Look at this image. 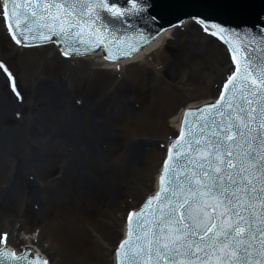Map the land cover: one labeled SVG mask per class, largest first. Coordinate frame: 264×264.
<instances>
[{
  "label": "rangeland",
  "instance_id": "rangeland-1",
  "mask_svg": "<svg viewBox=\"0 0 264 264\" xmlns=\"http://www.w3.org/2000/svg\"><path fill=\"white\" fill-rule=\"evenodd\" d=\"M0 37V59L23 91L18 109L5 117L0 109V232L21 246L39 224L31 242L53 264H107L125 211L152 190L175 116L214 96L228 63H212L206 49L216 44L198 28L176 32L157 54L158 69L135 63L117 74L94 60H60L47 48H9L1 24ZM47 84L63 89L67 100L58 104L68 109L53 113L38 97ZM72 160L79 169L66 177Z\"/></svg>",
  "mask_w": 264,
  "mask_h": 264
},
{
  "label": "snow or ice",
  "instance_id": "snow-or-ice-1",
  "mask_svg": "<svg viewBox=\"0 0 264 264\" xmlns=\"http://www.w3.org/2000/svg\"><path fill=\"white\" fill-rule=\"evenodd\" d=\"M8 2L9 0H5V7ZM31 2L37 3V0H31ZM93 2L97 5L96 10L94 15H89L87 19L98 20V9L109 7V5L104 3V0H93ZM39 3L43 11L38 13L33 10L30 13L33 20L40 17L41 23L36 33L32 34L31 29L28 30V34L20 32L23 41L13 33L16 43L20 44L29 39L47 40L54 35L63 37L64 42L75 50L76 42L83 41L81 24L85 20L84 8L91 7V4L86 2L82 5L80 13L73 14L61 11L65 7H71L67 4V0H39ZM130 3L135 6L136 11L145 10L137 4V0H130ZM15 7L13 3V8ZM112 9L116 12L120 11L116 9L115 4L109 8L110 11ZM20 14L28 19V15L23 11ZM5 15L9 13L5 12ZM11 15L15 17L16 13L12 12ZM193 19L201 24L210 23L199 17H193ZM11 27L10 23L9 28ZM212 27L218 31H213L211 34L218 35L221 40H224V27L216 24ZM45 30L47 35L44 34ZM204 31L208 32L209 29L205 27ZM227 31L233 35H239L234 29ZM245 35L251 36V31L246 30ZM252 39L255 37L252 36ZM89 40L96 43L97 47L101 44L105 48L109 47L107 37L90 32ZM260 40L264 42V35H261ZM144 42L147 43V40ZM134 50L131 49V51ZM230 51L236 70L228 77L225 88L227 89L230 85L233 89V102L221 104V101L225 99L222 96L221 101L216 102V105L220 107L215 105H206V107L214 109L216 115L223 117L221 108L226 107L229 110L234 108L235 89L238 84L244 86L241 96L243 104L247 107L240 106L235 109L233 115L237 124H233L231 119L223 124L224 131L215 133L214 139L206 144L208 152L202 159L196 160L193 157L184 156L174 160L180 168H186L188 164L193 165V169L183 177L187 187L176 182L175 173H172L168 181V189L165 190L164 176H161V189L164 193L161 203L163 200H169L170 197L175 199V203H171L170 200V206L160 211L157 225L160 228L159 233L148 232L144 226H141L137 217L135 223L141 228L142 235L138 234L135 237L137 248L128 258V264H134L137 259L140 260V264H178L180 257L184 259L179 261V264H193V261L203 264L212 256L217 258L216 264H264V68L257 70L258 82L253 80L249 83L252 75L249 72L251 60H248L241 68V61L237 58L239 50L230 46ZM117 53L121 56L128 54L119 48ZM65 55H68V52H65ZM107 58L115 59L116 56L109 54ZM0 68H3L9 78L12 77V73L3 62H0ZM186 121L187 118H185ZM253 124L256 125V135H252ZM204 126L207 127V124L205 123ZM230 132H235V135H229ZM188 135L191 137L192 133L189 132ZM241 141L248 150L233 151V145L237 148L242 146ZM200 150V143L197 141L196 151ZM165 172H169L167 160ZM236 176H240L241 180L237 181ZM244 197H247V203L243 204L242 208ZM149 199L152 200L155 197ZM255 201H258L259 205L254 203ZM258 206L260 209L258 220L252 215L245 219L243 210L254 213ZM129 220L131 222L132 214L129 215ZM256 223H259L261 227H254ZM132 236L133 228L130 223L128 237ZM197 237L200 238L197 239ZM125 246L122 241L120 247L116 249L117 258L121 255V248ZM253 248L256 249L254 255ZM42 264L47 262L42 261Z\"/></svg>",
  "mask_w": 264,
  "mask_h": 264
},
{
  "label": "water",
  "instance_id": "water-1",
  "mask_svg": "<svg viewBox=\"0 0 264 264\" xmlns=\"http://www.w3.org/2000/svg\"><path fill=\"white\" fill-rule=\"evenodd\" d=\"M174 1L175 0H148V3L151 5V7H153L152 11L157 15V19L159 20L156 27L163 25L165 22H174L175 19H182L185 17L182 12L172 13V6H175ZM220 1L221 0H185L183 1V5L185 6L186 14H195L196 10H198L199 14L202 15H204L207 10L208 13L212 11V7H209L210 5L214 7H221V9L228 13H232L233 11L235 12V10L238 8V4L233 0L223 1L221 5L218 3ZM243 2H245L244 8L246 9L247 2L244 0ZM191 22H193V20L186 21L179 27L163 31L148 47L139 52L130 60H139L141 58L145 59L148 53L156 52L157 49H161V47L164 45L165 37L170 38L171 35L175 33L172 36V39L174 40L176 32H182L179 30L182 26L193 25Z\"/></svg>",
  "mask_w": 264,
  "mask_h": 264
},
{
  "label": "bare ground",
  "instance_id": "bare-ground-1",
  "mask_svg": "<svg viewBox=\"0 0 264 264\" xmlns=\"http://www.w3.org/2000/svg\"><path fill=\"white\" fill-rule=\"evenodd\" d=\"M188 26H189V29L193 33H195L197 31L196 30L197 28L195 27V25H188ZM166 39H169V38L165 37V40ZM211 42H214V41H211ZM159 50L160 49H157V51H159ZM206 53L210 56V58L212 60V63L214 65L221 66V67H224L225 66V58H224V55H223L221 49L219 47H217V45L212 46V47H209L208 49H206ZM143 60H146V58L143 59ZM2 86H3V81H2L1 76H0V109H1V116L2 117H5V116H7L10 113V111L12 109H14V108L17 109V108H19V106H18V104L16 102L14 103L12 101V99L9 97L8 93L5 92V90H3V87ZM60 88L61 87L59 85H57V84H50V85L41 86L37 90L38 97H43L44 100H47L48 101L49 106L51 107V108H49V110L51 112H53V113H58L60 111H64L67 108V105H64V103H63V106L62 107H60L59 104H58V101L61 102L62 99L67 100V98L63 96L65 94L64 91H63V89H60ZM21 118H22L21 121L23 122L24 118L23 117H21ZM178 118H179V116L177 117V119ZM177 119H175V120H177ZM68 126H69V128H72V129L75 128L74 126H72L70 124H68ZM78 126H79V124H77V128H79ZM83 127L85 128L84 125H83ZM51 137L53 138V136H51ZM67 139H69V138H67ZM54 140H56V139H54ZM143 143H145V144L147 143L148 146H150V145L153 144V142H151V143H149V142H143ZM139 144H141V143H139ZM78 165L79 164H77V162L75 160H72V162L69 165L66 166V169H65V173L66 174H65V176L67 177L70 173H72L74 171L73 168L79 169L78 168ZM38 193H40V190L39 189L35 190V192L31 196V199L35 201L37 199V197L39 196ZM69 244L71 245L72 243H69ZM76 244H83V243H76ZM76 244L74 243V245H76ZM74 249H75V246H74Z\"/></svg>",
  "mask_w": 264,
  "mask_h": 264
}]
</instances>
